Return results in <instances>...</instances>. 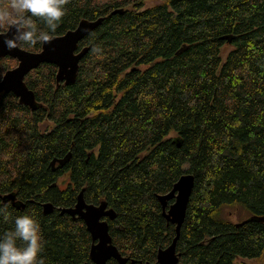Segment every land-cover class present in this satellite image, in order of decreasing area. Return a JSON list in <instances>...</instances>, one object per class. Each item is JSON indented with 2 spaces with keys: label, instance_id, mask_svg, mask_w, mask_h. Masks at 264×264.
Masks as SVG:
<instances>
[{
  "label": "trees",
  "instance_id": "trees-1",
  "mask_svg": "<svg viewBox=\"0 0 264 264\" xmlns=\"http://www.w3.org/2000/svg\"><path fill=\"white\" fill-rule=\"evenodd\" d=\"M145 1L68 0L52 36L104 18L78 44L74 84L56 85V67L42 64L24 79L34 112L0 93V202L21 205L6 202L0 232L33 215L45 264H93L84 223L59 211L83 190L114 211L105 220L125 264H157L175 237L157 198L190 174L178 264H264V0H153L142 11ZM16 64L0 59V80ZM228 208L243 219H225Z\"/></svg>",
  "mask_w": 264,
  "mask_h": 264
},
{
  "label": "water",
  "instance_id": "water-1",
  "mask_svg": "<svg viewBox=\"0 0 264 264\" xmlns=\"http://www.w3.org/2000/svg\"><path fill=\"white\" fill-rule=\"evenodd\" d=\"M114 13L116 12L111 14ZM103 19L102 17L95 20L82 19L75 29L69 30L61 36H52L48 43H41L39 52L26 51L19 47V43L15 48L8 49L4 46L3 40L0 39V59L9 57L17 61L16 67L3 74L0 80V93L12 94L18 99L20 105L27 107L30 112H34L40 107V104L36 102L34 93L27 87L24 79L42 64H51L56 67V85L59 83L64 86L73 85L77 77L79 62L87 53V48L78 51V44L97 28ZM67 159L58 161L59 167H62ZM193 183L194 177L190 174H184L173 185L168 194L157 198L161 205L162 216L167 222L175 226V237L171 244L157 252V264L179 263L176 255V242L185 218ZM1 199L3 202L10 201L15 207H21L18 202H15V197L12 194L3 196ZM171 200L173 203L166 208L167 202ZM42 208L44 213H50L53 210V206L49 203L43 204ZM59 211L60 214H66L73 219L78 218L84 223L92 241L89 257L93 264H106L110 259L115 260L118 264L126 263V259L121 257L112 244L108 223L105 219L113 220L115 213L112 209H108L104 202L99 205L86 204L82 190L77 195L76 203L72 208H63Z\"/></svg>",
  "mask_w": 264,
  "mask_h": 264
},
{
  "label": "clouds",
  "instance_id": "clouds-1",
  "mask_svg": "<svg viewBox=\"0 0 264 264\" xmlns=\"http://www.w3.org/2000/svg\"><path fill=\"white\" fill-rule=\"evenodd\" d=\"M68 0H0V32L4 46L13 49L19 42L35 45L50 42ZM42 21L46 28H41ZM10 33V34H9ZM8 204L0 202V217L8 220ZM45 241L39 221L30 214L17 215L10 230L0 232V264H45L41 255Z\"/></svg>",
  "mask_w": 264,
  "mask_h": 264
},
{
  "label": "rangeland",
  "instance_id": "rangeland-1",
  "mask_svg": "<svg viewBox=\"0 0 264 264\" xmlns=\"http://www.w3.org/2000/svg\"><path fill=\"white\" fill-rule=\"evenodd\" d=\"M156 4H157L156 1L147 0V1H145L144 6L141 8V10L143 11V10H146L147 8H151V7H153ZM228 49H229L228 45H224V47L221 50L222 58L225 57V55L228 52ZM49 127H51V125H49L47 123H43V124L40 125V130L42 132L49 131L50 130ZM222 216L225 219H228V220H231L234 223H237L241 219H243L244 213L241 210L237 209V208H228V209H225V211L223 212ZM238 263L257 264V261L256 260H238Z\"/></svg>",
  "mask_w": 264,
  "mask_h": 264
},
{
  "label": "flooded vegetation",
  "instance_id": "flooded-vegetation-1",
  "mask_svg": "<svg viewBox=\"0 0 264 264\" xmlns=\"http://www.w3.org/2000/svg\"><path fill=\"white\" fill-rule=\"evenodd\" d=\"M17 65V64H16ZM16 67V66H15Z\"/></svg>",
  "mask_w": 264,
  "mask_h": 264
}]
</instances>
